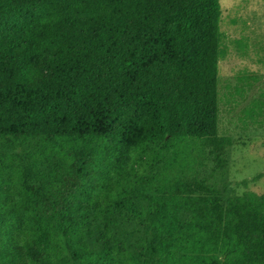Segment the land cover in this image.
Masks as SVG:
<instances>
[{
    "label": "trees",
    "instance_id": "obj_1",
    "mask_svg": "<svg viewBox=\"0 0 264 264\" xmlns=\"http://www.w3.org/2000/svg\"><path fill=\"white\" fill-rule=\"evenodd\" d=\"M219 0H0V264H264V195L222 201ZM152 167L139 172V163ZM132 221L140 250L120 249Z\"/></svg>",
    "mask_w": 264,
    "mask_h": 264
},
{
    "label": "rangeland",
    "instance_id": "obj_2",
    "mask_svg": "<svg viewBox=\"0 0 264 264\" xmlns=\"http://www.w3.org/2000/svg\"><path fill=\"white\" fill-rule=\"evenodd\" d=\"M217 132L234 140L223 174L212 164L200 172L220 192L222 201L253 192L264 195V0H219ZM6 152L0 142V160ZM139 172L153 166L140 162ZM120 249L139 251L141 232L122 221L115 232Z\"/></svg>",
    "mask_w": 264,
    "mask_h": 264
}]
</instances>
